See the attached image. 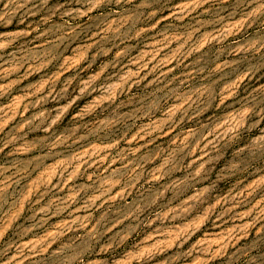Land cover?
<instances>
[{"label": "rangeland", "instance_id": "rangeland-1", "mask_svg": "<svg viewBox=\"0 0 264 264\" xmlns=\"http://www.w3.org/2000/svg\"><path fill=\"white\" fill-rule=\"evenodd\" d=\"M0 264H264V0H0Z\"/></svg>", "mask_w": 264, "mask_h": 264}]
</instances>
